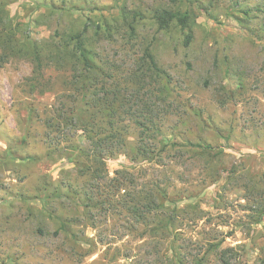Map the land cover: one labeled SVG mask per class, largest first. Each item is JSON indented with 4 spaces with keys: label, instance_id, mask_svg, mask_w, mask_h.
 I'll list each match as a JSON object with an SVG mask.
<instances>
[{
    "label": "rangeland",
    "instance_id": "1",
    "mask_svg": "<svg viewBox=\"0 0 264 264\" xmlns=\"http://www.w3.org/2000/svg\"><path fill=\"white\" fill-rule=\"evenodd\" d=\"M167 9L189 14V46L178 26L160 32L154 24V13ZM135 13L141 17L133 19ZM104 22H116L119 28L110 39L95 36ZM84 28L103 55L121 63L126 49L127 75L140 70L147 50L170 78L152 81V98L162 101L152 102L172 108L161 117L154 137L143 140L153 145L151 158L161 163L131 153L142 138L137 117L126 115V154L123 149L105 159L106 175L127 171L138 182L157 180L172 197L181 192L194 196L177 203L178 209L191 206L177 215V224H183L179 244H189L191 254L185 264L203 255L204 238L218 223L225 224L222 232L232 233L226 245L240 246L242 260L257 264L264 254V223L250 221L242 186L250 177L260 182L264 175V0H0V36L45 47ZM33 67L26 57L2 59L0 48V264H160L157 252L167 264L164 255L178 251L177 245L167 250L176 241L174 233L156 236L150 231L153 220L135 223L126 219V209H90L83 193L93 195L95 187L86 184V167L48 153L50 120L58 117L56 110L78 100L64 84L69 73L47 68L36 80ZM161 88L163 93L157 91ZM142 92L144 99L151 95ZM128 94L126 110L133 113L136 106L130 108ZM95 133L96 139L104 136ZM163 137L202 140L225 155L162 152ZM74 142L86 145L81 131ZM29 156L40 159L21 160ZM71 181L77 195L66 192ZM163 206L174 204L165 201ZM200 212V221L192 225L194 213ZM60 220L66 234L55 233Z\"/></svg>",
    "mask_w": 264,
    "mask_h": 264
},
{
    "label": "trees",
    "instance_id": "2",
    "mask_svg": "<svg viewBox=\"0 0 264 264\" xmlns=\"http://www.w3.org/2000/svg\"><path fill=\"white\" fill-rule=\"evenodd\" d=\"M243 13L247 14V12ZM136 17L140 18V13L133 15V19ZM152 20L160 32L169 31L172 25L178 26L180 31L184 33V45L189 46L192 42L193 33L189 24L190 16L187 12L181 13L167 9L155 12ZM113 23L104 22L100 24L95 36H107L110 39L119 30L116 22ZM87 34L86 28L81 31L71 30L61 35L58 42L45 47L38 42L26 43L19 38L2 35L0 36L2 59L9 56L11 58L26 57L34 66L36 80L47 68H55L58 71L69 73L64 84L71 88L75 100L78 101L75 102L72 99L73 106L67 104L60 110H56L58 117L50 120L51 132L47 134L48 153L57 152L61 157L66 156L68 163L83 164L84 168L86 167L84 171L86 175L84 178H87L86 184L89 187H95V190L92 191L93 195L87 191L83 193L88 197L87 205L90 209L105 210L106 212L110 211V213L118 208L123 211L126 209V212L124 211L126 219H129L130 216L134 218L135 223L147 224L153 220L156 225L150 231H153L156 236L164 238L166 235L174 233L176 241L169 242L167 250H172V246L177 245L178 251L175 254L172 253L171 257L164 255V260L167 264H185V258L191 254L187 246L189 244L184 243L183 247L179 244V239L183 240L182 232H179L183 224H177V215L180 211L191 206L178 209L177 203L194 196L181 192V194L172 197L167 190L161 189L157 180L138 182L134 173L127 171L116 172L115 177L109 178L106 175L105 163V159L118 154L123 149L125 150L122 153L126 154V124H124L126 115L137 117L136 123L142 138V140H138V147H130L131 153L136 151V155L140 156L141 159H148L149 162L154 161L157 164L161 163L151 158L153 145L144 141L154 137L160 128L161 117L171 111L172 108L166 102L162 106L156 104L155 101L152 102L154 98L162 102L158 96L152 98V94L155 92V88H152V81L161 76L165 79L170 78L158 66L155 56L147 50L140 59V70L139 68L130 70L127 75L126 49H122L124 61L119 63L112 58L113 56L103 55L105 51L100 52L91 42L93 38ZM129 77L131 78L127 87L132 88L130 92L126 89V82H128ZM144 89L151 93L146 99H144L145 94L142 92ZM157 91L163 93L165 89L161 88ZM127 94L130 98V108L136 106L133 113L130 112V109L126 110ZM30 113L35 114L34 109ZM95 130H99V137L104 135L103 138L96 139ZM79 131L82 132L86 140L84 147L74 142ZM161 141L164 142L162 143V152L186 149L201 156H208L211 153L213 156L223 157L225 155L223 149H217L212 144L202 140L198 142L189 140L174 142L165 140L163 137ZM37 159L40 158L29 156L21 160L35 161ZM132 159L138 162L136 158ZM261 178L262 180L258 182L255 180V176L250 177L242 186L246 190L245 197L249 204L248 210L251 213L250 221L256 225L264 223V175ZM73 182H66L65 189L68 194L77 195L72 187ZM47 186L45 180L43 190H47ZM54 192L57 193V190ZM165 201L173 203L174 206L166 208L163 206ZM202 213L200 212L198 216L194 213L195 218H193L192 225H196L200 221L198 218ZM158 218L159 220H157ZM59 225L55 233L66 234L68 230L65 222L60 220ZM91 225L94 227L93 224ZM223 226L225 224L218 223L210 228L207 238H204L203 245H201L205 252L202 256L196 254L193 257V264H247L246 261L242 260L240 246L226 245V240L232 236V233L222 232L220 229ZM184 242L191 241L184 239ZM153 248L156 249V245ZM173 249L175 250V248ZM156 254L158 256L156 263L162 264L160 252ZM257 264H264V254L258 259Z\"/></svg>",
    "mask_w": 264,
    "mask_h": 264
}]
</instances>
